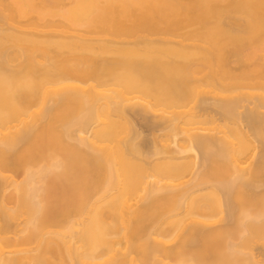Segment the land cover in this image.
<instances>
[{"label":"bare ground","instance_id":"6f19581e","mask_svg":"<svg viewBox=\"0 0 264 264\" xmlns=\"http://www.w3.org/2000/svg\"><path fill=\"white\" fill-rule=\"evenodd\" d=\"M0 264H264V0H0Z\"/></svg>","mask_w":264,"mask_h":264}]
</instances>
